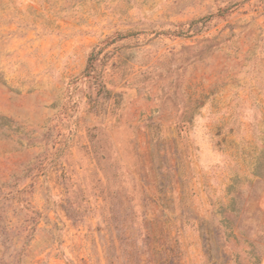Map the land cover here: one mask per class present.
Here are the masks:
<instances>
[{"label":"rangeland","instance_id":"1","mask_svg":"<svg viewBox=\"0 0 264 264\" xmlns=\"http://www.w3.org/2000/svg\"><path fill=\"white\" fill-rule=\"evenodd\" d=\"M0 264H264V0H0Z\"/></svg>","mask_w":264,"mask_h":264}]
</instances>
